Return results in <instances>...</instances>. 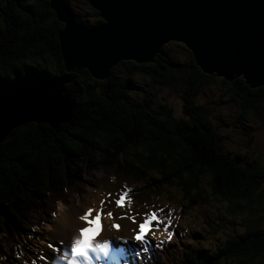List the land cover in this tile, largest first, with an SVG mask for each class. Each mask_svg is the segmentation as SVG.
Instances as JSON below:
<instances>
[{"label": "trees", "instance_id": "1", "mask_svg": "<svg viewBox=\"0 0 264 264\" xmlns=\"http://www.w3.org/2000/svg\"><path fill=\"white\" fill-rule=\"evenodd\" d=\"M65 3L79 24L95 27L104 23L89 0ZM51 6V0H0V93L67 74L59 40L65 25ZM81 7H88L87 14ZM172 43L185 51L186 64L175 62L163 47L154 62L118 63L104 81L94 79L87 70L72 73L66 86L73 103L68 123L57 128L28 123L13 129L2 142L0 264L20 256V248L26 252L35 244V235L55 215L47 204L52 200L65 204V194L84 183L85 171L101 168L124 181L121 187L130 190L129 198L134 201L137 194L132 193L141 187L137 191L143 203L149 195H163L164 189L174 187L188 210L214 200L227 203L229 215L250 217L255 215L253 206L264 205L259 192L264 183L260 163L225 152L209 115L196 104L198 93L218 76L205 74L186 46ZM177 71L186 75L182 98L187 118H176L145 84L139 86L140 96L131 94L133 77L170 86ZM222 79L242 117L256 114V105L264 101V86L252 88L243 77ZM218 220L208 223L211 232L226 234L223 220ZM249 222L243 233L217 240L214 249L192 246L187 239L173 242L180 244L181 253L167 239L160 246L179 254L178 262L172 264H264L262 219ZM159 252L156 248L146 264H160L165 254Z\"/></svg>", "mask_w": 264, "mask_h": 264}, {"label": "water", "instance_id": "2", "mask_svg": "<svg viewBox=\"0 0 264 264\" xmlns=\"http://www.w3.org/2000/svg\"><path fill=\"white\" fill-rule=\"evenodd\" d=\"M89 1L104 20L99 26L79 24L65 0H51L65 25L59 40L67 74L0 93V146L25 124L57 128L70 121L73 103L64 85L72 73L87 70L104 81L118 63L154 62L171 42L186 46L207 75L264 86V0Z\"/></svg>", "mask_w": 264, "mask_h": 264}, {"label": "rangeland", "instance_id": "3", "mask_svg": "<svg viewBox=\"0 0 264 264\" xmlns=\"http://www.w3.org/2000/svg\"><path fill=\"white\" fill-rule=\"evenodd\" d=\"M77 2L78 1H75V3ZM81 9L82 12L84 11L87 14L88 7H81ZM81 14L80 17L84 19ZM93 19L94 18H89L90 21L95 22ZM84 26L87 27L85 24ZM164 47H166V53L171 55V58H173L175 62L182 64L188 62L189 59L180 46L174 43H168ZM64 77L65 75L59 78ZM175 77L176 78L172 80L173 83L170 86L148 83V80L144 76H139L138 78L133 77L131 94L136 97L140 96V87L147 85L146 90L157 95V100L160 102L159 104H167L172 109L176 118L185 119L187 117L182 95L185 91V85L187 84L186 75L177 71ZM69 83L64 85L65 88ZM196 104L202 106L205 113L209 115L225 152H229L233 157H244L249 162H259L264 171V101L256 105V114L252 115L248 113L245 117H242V111L238 104L233 101L229 86L223 83L222 78L216 77L212 85L204 88L198 93ZM83 177L84 183L80 184L79 188L65 194V199H67L65 204L55 203L54 200L49 202V205L47 204L50 210L54 209V217L51 218L48 225H45L42 230L35 235V244L30 247L28 246L30 249L27 247L26 249H28V251L26 252H22V248H20V256L17 255L13 261L7 264H41L44 260V256H49L51 251L48 245L50 243H58H52L51 241V236L55 231L54 222L60 219L63 214L68 211H73L75 208H78L79 216L88 208H92L94 211L101 210L102 208L104 215L102 216L101 222H103L108 229V240L110 245L115 248L114 250L121 248L124 250L123 253L117 252L115 259L110 258L107 261H102V264L129 263L132 256L137 259L134 255L135 252L133 254L132 248H134L135 251L138 249L139 244L138 242L136 244L132 242L133 230L136 229L137 224L145 218L146 213L155 212L159 218V223H153L151 234L147 237L150 242L148 247L150 250L152 249V251L156 250L157 244L160 245L163 239H167L170 244H174L179 253L183 251L179 247L180 244L178 242L173 243L175 240L178 241V239L180 241H186L187 239L191 241L192 246L194 244L197 247L201 246L203 249H214L217 246V240H225L227 239V235L233 236L235 233H243L246 230V226L251 223L249 221L253 219L261 218V226L264 228V205L261 208L253 206L251 210L255 215L250 217L246 214L241 217L236 214L229 215L226 211L227 203L221 204L214 200L209 202L210 205H201L200 207L188 210L183 205L184 201L177 188L172 187L169 190L164 189L163 195H149L145 203H143L144 198L138 192L141 188L139 187L135 188L132 193L135 195L137 194V200L134 201L129 198L130 203L126 201L124 207L121 208L116 206L115 200L119 198L121 192L124 190L121 187V183H124V181H121L113 175H108L101 168L95 169L89 173L85 171ZM259 192L264 198V183H262ZM56 200H58V198ZM56 205L59 206L55 207ZM255 209H260V211L256 212ZM109 212L112 213L111 217L107 215ZM131 217H134L137 223H133ZM218 218L223 220L222 223L225 224V226L222 231L227 235L224 233L213 234L211 232L212 229L209 228L208 223L210 221L219 223L220 221ZM169 220H171L170 226L167 223ZM114 224L120 225L119 230L112 227ZM169 231L174 233L170 240H168ZM125 241H127V243H125ZM163 246L167 249H171V247L168 248L166 245ZM160 247L159 255L163 256V253L165 254V258L159 261L160 264L178 262L177 259H179V254L177 255V252H169L168 250H164L163 247ZM149 254L150 253L142 254V258H140L137 263L141 262L142 264V261H146ZM52 255H56V252ZM223 264H235V262Z\"/></svg>", "mask_w": 264, "mask_h": 264}, {"label": "snow or ice", "instance_id": "4", "mask_svg": "<svg viewBox=\"0 0 264 264\" xmlns=\"http://www.w3.org/2000/svg\"><path fill=\"white\" fill-rule=\"evenodd\" d=\"M129 192L130 190L127 188L121 192L119 198L115 200L117 207L123 208L126 201L130 203ZM103 215L102 208L98 211L88 208L79 216L83 226L78 228L75 235L70 234V239L67 243H50L48 245L51 250L49 253L50 257L53 253L60 252V255L54 257L52 264H101V261H107L110 258L115 259L117 252L123 253V248L114 251L108 239H104L102 242L96 239L102 231L101 220ZM107 215L111 217L112 213L109 212ZM131 219L133 223H137L134 217H131ZM154 222L159 223L156 213H146L145 218L133 230L132 242L134 244L138 242L139 244L138 250H135L137 259H140L142 254H147L150 251L148 247L150 242L147 237L151 234ZM167 223L170 226L171 220L167 221ZM112 227L119 230L120 225L114 224ZM173 234L171 231L168 232V240L171 239ZM159 246L157 244V247Z\"/></svg>", "mask_w": 264, "mask_h": 264}, {"label": "bare ground", "instance_id": "5", "mask_svg": "<svg viewBox=\"0 0 264 264\" xmlns=\"http://www.w3.org/2000/svg\"><path fill=\"white\" fill-rule=\"evenodd\" d=\"M101 224H102V231L99 233L96 239L102 242L104 239H108V229L106 228L103 222H101ZM54 226H55V231L51 236L52 243H56V242L67 243L70 239V234L75 235L78 228L83 226L82 222L79 220L78 208H75L73 211H68L67 213L63 214L60 219L54 222ZM57 255H60V252H56V255H52L51 257L44 256V260L41 264H52V260ZM102 263L103 262L101 261V264ZM30 264H35V263H30Z\"/></svg>", "mask_w": 264, "mask_h": 264}]
</instances>
